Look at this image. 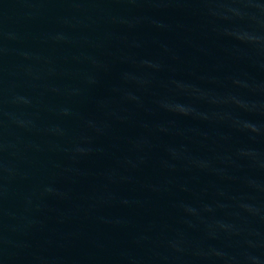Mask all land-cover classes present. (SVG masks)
Listing matches in <instances>:
<instances>
[{
    "label": "water",
    "instance_id": "95a60500",
    "mask_svg": "<svg viewBox=\"0 0 264 264\" xmlns=\"http://www.w3.org/2000/svg\"><path fill=\"white\" fill-rule=\"evenodd\" d=\"M0 264H264V0H0Z\"/></svg>",
    "mask_w": 264,
    "mask_h": 264
}]
</instances>
